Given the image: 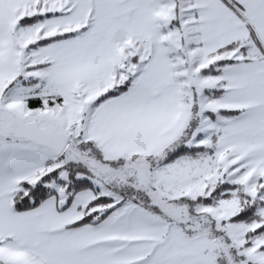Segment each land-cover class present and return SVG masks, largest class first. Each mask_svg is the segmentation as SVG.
Wrapping results in <instances>:
<instances>
[{"label": "snow or ice", "instance_id": "obj_1", "mask_svg": "<svg viewBox=\"0 0 264 264\" xmlns=\"http://www.w3.org/2000/svg\"><path fill=\"white\" fill-rule=\"evenodd\" d=\"M0 264H264V0H0Z\"/></svg>", "mask_w": 264, "mask_h": 264}]
</instances>
